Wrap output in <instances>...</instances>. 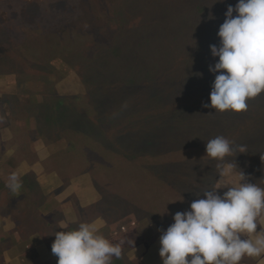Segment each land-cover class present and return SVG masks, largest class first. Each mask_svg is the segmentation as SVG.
I'll use <instances>...</instances> for the list:
<instances>
[{
	"label": "rangeland",
	"instance_id": "1",
	"mask_svg": "<svg viewBox=\"0 0 264 264\" xmlns=\"http://www.w3.org/2000/svg\"><path fill=\"white\" fill-rule=\"evenodd\" d=\"M101 1L110 3L114 0ZM141 1L146 9L156 10L160 13L161 21L158 20L160 21V24L157 29L158 40L174 41L172 47L180 45L178 47L180 53L179 55H176L174 52L160 53V58H157V48L155 46L156 41H133L126 47V57L132 59L135 72L141 74L145 72V67L149 57L151 59L150 68H152L156 62L159 65V70H156L158 72L154 75V77L159 75V80L168 72L173 73L174 79L179 82V71L184 66V62L186 60V48L190 49L193 47L195 40L198 39L199 34H201L204 30L203 24L206 25L205 33L206 36L208 33L210 43L205 45L197 59L205 61V63H202L205 64L208 71L209 65H215L219 58L212 56L210 45L219 46L220 38L217 35L215 36L214 32H218V27L224 22L228 5L235 6L238 0H224V2H219V0L218 2H216V0ZM2 13L3 14L0 15V19L4 20L5 13ZM140 14L141 13H136V16L139 19L137 23L144 22L145 20V17H139ZM234 15L236 14L234 13ZM102 20L105 22L107 27L117 26L118 24L117 22L109 21L107 19ZM29 22L32 23L33 20L30 19ZM133 22L134 19L132 18L130 22H124V25H132ZM193 26H195V29ZM192 29L195 30L194 34ZM2 30L4 31V29ZM23 31L26 32L25 29ZM7 39L8 36L5 31H0V40L7 43ZM90 46L92 45H82L81 48L76 50L77 52H81V58L83 60L80 61L84 64L83 68L89 64L85 73L93 74V78L98 82V86L92 85L91 87L94 90L98 87L100 94L103 92L102 96L100 95L101 98L97 100L95 106L91 108H82L85 111H90V119L94 123V126L89 129L90 137L84 133V130H88V128L82 124H77L74 120L67 119L62 115L55 116L52 109L53 104H47L46 106H44V104H33L27 106V103L22 100L23 94L16 91L15 87H13L14 85H17L16 78L19 80L20 75L25 74L26 70L18 67V64L15 63L13 57L8 52L5 55V59L0 58V116L4 117V121L0 123V178H2L6 187L10 174L6 173L5 170L6 165H9L14 169L16 168V170H18L17 172L20 174V179L22 181V188L20 191L24 189H31L36 184L35 177L41 190V194L37 196L38 199L33 197L31 198L35 201V203H37V208L41 204V212L39 213L41 215H39L37 211L33 214L32 223L28 228V233L23 232L18 228L22 224V221L10 211L8 199L5 201L6 193L4 192V194L0 195L3 196L2 203L5 201L3 210L1 211L0 209V213L3 214L4 212V216H6L5 218H8L6 224V226L8 225V232L11 234L17 231L21 232L19 237L23 239V243H26L29 247L26 248L25 245L24 250H15L12 249L9 244L8 247L4 246L6 247L5 249H3L1 245L0 264H35L36 262L41 264H57L58 258L53 255L51 251V246L55 240V232L71 230L72 225L75 229L81 222H91L92 217L103 218L102 216H104L105 218L107 217L110 219L114 218L115 220H120L119 217H129L134 213L140 216L136 218L137 220L143 219V221H146L144 224L150 223V221L155 217L157 219V223L160 219L161 228L153 230L154 244L148 248L146 242L144 241L135 244L130 248L129 253L126 255L127 258L139 256L140 259L138 264H163L162 258L159 255L161 247L160 230H166L167 227L174 223L173 216L176 212L188 211L190 210V204L194 200L204 198L202 192H200L199 196L197 195L200 188L211 185L215 182V178H218L215 167L217 162L211 160L210 158H197V150L194 149V145L202 144H204L203 147L206 149L205 145L207 141L215 138L216 136L222 135L235 142V144L240 145H244L245 141L239 137H256L257 140L254 142V145H252V141L250 140L247 142V153L238 154L235 158L229 157L228 159L230 161L234 159L238 164L239 169L246 174L247 178L249 177L253 181L257 180V182L261 178H264V162L261 161V155H264V114L257 113L261 108L264 111V93H262L248 101V110L243 112V115L248 117V121L242 116H237L236 113L232 111H230L227 118L224 119V117L217 115L221 113L215 111L214 108H207V116L211 120L213 126H217L218 128L210 130L209 138L207 137L205 139L204 137L194 139L189 133L182 132V128H184L182 125L189 126L193 123L191 110L183 107L182 112L185 118L183 122H178L176 124L177 135L174 134L175 138L172 137L171 134L167 135L169 139L171 138V140L174 141V143L171 144L164 152L161 162H159L158 156L157 158L147 156L145 159V168L139 165L135 167H133V165H126L124 168H120L119 170L106 172L104 176L109 177V182L107 184V193L110 195L109 199L103 200L102 195H99V193L96 192V188L94 190L95 197L93 195L91 196L90 188H87L86 186L84 187L82 193L86 194L85 202L88 203L83 202L84 200L81 198V195L83 194L81 193L79 202L77 200H72L70 202L72 203L70 212L74 211V213L68 212L70 205L69 201L64 200L66 203L63 204L58 200L66 198L64 193L66 195L70 194V190L66 189L67 186L70 183H74L80 190L81 185H84L85 183L89 182L93 184V181H90V175H81L70 178L71 180L69 184H66V181L64 180L70 175H74L80 171L79 166L77 165V160H79L83 154L81 150L73 153L69 152V150L65 148L61 150L63 145L66 144L65 142L60 146L49 147L46 149V152L41 154L39 152L47 147L49 143L59 140L60 136L64 132L69 134L67 139L77 141L79 145H81L82 141H85V137L96 141L94 142L90 140L89 144L96 145L97 142L101 143L99 142L101 141L100 127L103 129L105 124L109 125V123L113 121L111 120L113 114L112 112L117 108H123L122 104L115 102L114 100H106V94L112 92L114 86L125 85L120 82L113 85L121 79L122 74L111 67V64L106 66L98 55L84 58V56L93 50ZM0 47V50H2V48H4V44ZM153 49H155V51H152ZM76 51L72 50L71 54H78ZM8 58L10 62L8 61ZM56 64V66L54 64L53 65L58 71H53L55 74L52 78L56 76L61 77L62 80L55 82L54 89L52 88V80H49L47 85L45 83L47 88L57 91L64 97L85 95L87 90L89 91L90 85L84 83L81 73L79 74L76 69L71 70L68 73L66 68H64L65 64L57 61ZM115 65L117 66V70H120L118 64L115 63ZM194 65L197 67V64H193V66ZM193 66L191 65V67ZM42 71L48 73V65H45L43 70L39 73ZM11 78H14V80L11 81ZM190 81L191 85L193 79ZM26 82L28 83V81ZM132 84L144 86L145 80L138 79L135 82H132ZM41 85L42 88H44L43 82ZM1 87L6 89V91L1 92ZM22 88L25 92L29 89L28 87ZM44 89L39 92L45 96L46 91ZM206 104L210 105L211 102L206 101ZM251 114L257 115V119H250L253 117L249 116ZM198 118L202 119V116L198 114ZM32 120H36V123H34V121L32 122ZM206 128H209L208 124L206 125ZM133 129L134 131L132 135L137 136L140 135L146 128L143 125L137 124ZM113 130L114 128H110L111 132ZM197 133L201 136H206L205 129L198 130L196 134ZM59 150L61 151L58 152ZM54 152L58 153L50 156V154ZM200 157L202 156L200 155ZM154 165H159L157 174L162 171L161 169H168V175L164 181L161 182L157 179L152 180L149 178L148 175L152 173L150 167ZM49 171H54V173ZM198 171L208 173L209 176L214 177L213 180L208 181L207 183L204 182V180H200L202 177L199 178L197 176ZM136 173L146 175L141 176V179H145L141 196L135 195V186H128L130 185L129 180ZM155 180L156 183L154 182ZM139 183L141 184V182ZM91 187L93 186L91 185ZM226 190L227 189H221L220 194H223ZM16 196L17 195H15V197ZM117 196L122 197V203L125 206L118 208L117 203L112 202L116 200ZM91 197L93 198L92 200ZM129 198L134 199L131 200ZM181 199L183 200L179 201ZM144 201L147 202V205H145ZM76 202L79 204H76ZM62 204L66 207L64 211L60 209L62 208ZM83 204L85 206H83ZM113 205L115 207H113ZM29 208L32 210L30 203ZM78 208H80L79 215L77 213ZM8 213H11V215H8ZM70 216H79V222L77 223L75 220L69 221L68 219ZM160 217H162V219ZM165 217L167 218L164 220ZM1 218L3 220L4 217H1L0 214V221ZM166 220H168V226L164 227ZM61 222L67 223L68 229H61L59 227ZM123 224L121 222V225ZM105 228L106 225L104 223L101 231L108 239L115 237L113 242H118L120 239L126 237L110 234L105 230ZM130 229H133V227ZM146 236L149 237L148 235ZM0 241L4 242L1 238ZM44 241H48L50 246ZM44 245L48 248L50 247V253H45ZM1 250L3 251L1 252ZM142 254L143 256L141 258ZM260 259L261 258L258 259L257 264H260ZM118 260L119 261L115 264H134V262L125 258ZM245 263L246 262H244V264Z\"/></svg>",
	"mask_w": 264,
	"mask_h": 264
},
{
	"label": "trees",
	"instance_id": "2",
	"mask_svg": "<svg viewBox=\"0 0 264 264\" xmlns=\"http://www.w3.org/2000/svg\"><path fill=\"white\" fill-rule=\"evenodd\" d=\"M0 4V15L3 14L2 12L5 13L4 20L0 19V31H5L8 36L7 43L0 40V46L4 44V48L0 50V55H2L0 58L5 59V55L8 52L13 57L15 63L18 64V67L26 70L25 74L20 75L19 80L16 78L18 86L14 85L13 87H15L16 91L23 94L22 100L27 103V106L33 104H44V106L53 104L52 109L55 116L62 115L67 119L74 120L77 124H82L88 128V130H84V133L89 136V129L94 126V123L90 119V111H85L82 108L95 106L103 92L100 94L98 87L95 90L91 87L92 85L98 86V82L93 78V74L85 73L89 64L83 68L84 64L80 61L83 60L81 58V52H77L76 50L81 48L82 45H92L90 47L93 50L84 56V58L98 55L106 66L111 64V67L122 74L121 79L113 85L118 82L125 85L114 86L112 92L106 94V100H114L122 104L123 108H117L112 112L111 120L113 121L109 125L105 124L103 129L100 127L101 141L99 142L101 143L97 142L96 145L89 144L92 139L85 137V141H82L81 145H79L77 141L67 139L69 134L64 132L59 140L49 143L47 147L39 152L41 154L46 152V149L49 147L60 146L64 142L66 144L63 145L61 150L65 148L71 153L81 150L83 155L77 160L80 171L64 179L66 184L70 183V178L88 174L91 176L94 187L102 195L103 200L109 199L110 195L107 193L109 177L104 176V174L111 170L124 168L126 165H133V167L139 165L144 167L147 156L155 158L158 156L159 162H161L164 152L174 143L167 135L171 134L175 138L174 134L177 135L176 124L183 122L185 118L182 112L183 107L190 109L193 117V123L191 125H182L184 128L181 126L183 133H189L194 139H198L199 137H204L205 139L207 137L209 138L210 130L218 128L217 126H213L207 116V108L203 107L206 101H210L212 84L215 80L213 73L208 71L205 64H203L205 61L197 59L205 45L210 43L208 39L209 35L207 33L206 36L205 33V24H203L204 30H201L202 32L199 34L198 39L195 40L193 47L190 49L186 48V60L184 66L179 71V82H177L174 79L173 73L167 72L159 80V75L154 77L158 72L156 70H159V65L156 62L150 68L151 59L149 57L143 74L135 72L132 59L126 57V47L129 43L142 40L146 42L156 41L157 58H160V53L174 52L176 55L180 53L178 50L180 45L172 47L174 41L158 40L157 29L161 21L160 13L156 10L146 9L141 0H114L110 3L101 0H1ZM136 13H141L139 15L141 18L145 17L144 22L137 23L139 19ZM132 18L134 19L132 25H124V22H130ZM30 19L33 20L32 23L29 22ZM102 19L117 22L118 24L117 26L107 27ZM193 28L195 29V26ZM24 29L26 32L23 31ZM194 29H192L193 34L195 32ZM214 33L216 36L218 32ZM72 50L78 54H71ZM152 51H155V49ZM8 61L10 62L9 58ZM56 61L65 64L64 68H66L68 73L74 69L79 74L81 73L84 83L90 85V89L89 91L87 90L85 95L64 97L53 90L55 88V82L62 80L61 77L55 76L52 78L55 74L53 71H58L55 67L57 65ZM115 63L118 64L120 70H117ZM193 64H197V67L196 65L193 66ZM45 65H48L49 72L42 71L39 73ZM138 79H144L145 85L139 86L132 84V82ZM191 79L193 81L190 85ZM12 80L14 78H11ZM49 80H52L53 83L52 90L46 87ZM42 82L46 89L42 88ZM22 87H28L29 89L25 92ZM43 89L46 91L45 96L39 92ZM5 91L6 89L1 87V92ZM229 112L227 111L217 115L226 119ZM257 113L264 114V111L261 108ZM198 114L202 116V119L198 118ZM236 115L242 116L248 121V117L244 116L243 112L236 113ZM249 116H253L250 119H257V115L255 114ZM96 118L98 119L97 116ZM33 121L36 123V120ZM137 124L145 126L146 129L140 135L133 136V128ZM207 124L209 128H206ZM110 128H114V130L111 132ZM203 129H205L206 136H201L199 133L196 134L198 130ZM239 138L245 141L244 145L246 146H248L247 142L249 140L252 141V145L257 140L254 136H241ZM203 145H194V149L197 150V158H208L206 157V149ZM58 152L51 153L50 156ZM150 169L152 173L148 176L152 180L157 179L162 182L168 175L167 168L161 169L162 171L157 174L159 165L151 166ZM5 171L11 174L18 170L6 165ZM49 172L54 173V171ZM141 176L146 175L136 173L129 180L130 185L128 186H135V195L137 196H141L143 192L142 187L145 179H141ZM197 176L199 178L202 177L200 180H204L206 183L212 181L214 178L209 176L208 173L201 171L197 172ZM248 181L257 183V180L253 181L249 177ZM35 182L36 184L31 189H24L18 193H12L5 187L4 181L0 178V195L4 194V192L6 193L5 201L8 199L10 211L22 221V224L16 227L26 233H28V228L32 223L33 214L36 211L38 214L41 212V204L37 208V203L31 199L32 197L38 199L37 196L41 194L36 177ZM154 182L156 183V180ZM91 185L89 182L81 185V193L84 187L87 186V188H90L91 194ZM15 195L17 196L15 197ZM83 195H81V198L84 200L83 202L88 203L85 202L86 194ZM2 198L3 196H0L1 211L5 204V201L2 203ZM129 199L133 200L134 198ZM122 201V197L117 196L116 200L112 202L117 203L118 208H121L125 206ZM29 203L31 204L32 210L29 208ZM144 203L147 205V202L144 201ZM76 204L79 203L76 202ZM113 207L115 206L113 205ZM79 211L80 208H78V215ZM0 214L1 217H4L0 221V238L4 241H0V246L2 245V248L5 249L9 244L15 250H24L25 245L26 248H29L26 243H23V239L19 237L21 232L17 231L12 234L8 232V225L6 226L8 218H5L4 212ZM8 215H11V213H8ZM102 217L99 219L104 221L106 225L105 230L110 234L126 236L133 239L135 241L134 245L144 241L146 242L147 248L154 244L153 230L161 228L160 219L157 223L155 217L150 223L144 224L146 222L145 220L136 219L140 217L136 213L129 217H119L120 220ZM160 218L162 219V217ZM96 219L98 218L92 217V221ZM68 220H75L78 223L79 216H75L74 218L70 216ZM121 222L124 224L121 225ZM166 226H168V220L165 221L164 227ZM132 227L133 229H130ZM71 229H74L73 225ZM114 238L112 237L110 240L113 241ZM44 242L50 246L48 241ZM131 247L125 246L122 258L138 264L139 256L129 258L126 256ZM118 261V259H113L114 264ZM35 264L41 263L36 262Z\"/></svg>",
	"mask_w": 264,
	"mask_h": 264
},
{
	"label": "clouds",
	"instance_id": "3",
	"mask_svg": "<svg viewBox=\"0 0 264 264\" xmlns=\"http://www.w3.org/2000/svg\"><path fill=\"white\" fill-rule=\"evenodd\" d=\"M225 17L217 33L219 46L210 45L219 59L209 65L215 80L211 104L203 107L241 113L250 99L264 93V0H238L228 5ZM247 152L246 145L222 135L207 141L206 157L217 162L218 178L200 188L197 195L202 192L204 198L194 200L190 210L176 212L174 223L160 230L163 264H242L245 258H261L264 264V178L248 182L235 160L228 159ZM6 187L12 193L21 190L18 172L9 175ZM221 189L227 190L220 194ZM103 226L98 218L55 232L51 251L57 264H113L121 259L125 246L133 247L135 241L125 237L114 243L102 233ZM59 227L68 229V224Z\"/></svg>",
	"mask_w": 264,
	"mask_h": 264
},
{
	"label": "crops",
	"instance_id": "4",
	"mask_svg": "<svg viewBox=\"0 0 264 264\" xmlns=\"http://www.w3.org/2000/svg\"><path fill=\"white\" fill-rule=\"evenodd\" d=\"M27 131V130H26ZM25 131V132H26ZM88 174H86V176H87ZM90 177V179H91V176H89ZM90 179H88V180H90ZM90 181H92V179L90 180ZM92 186L94 187V184H92ZM93 187H91V194L95 197V187L93 188ZM66 189H69L70 190V194L69 195H66L65 193H64V195L66 196V198H62L63 200H60V199H58L59 201H60V203H66L64 200H66V201H69V203L72 201V200H77L78 202H79V197H80V194H81V192H80V190L78 189V187H77V185L76 184H72V183H70L68 186H67V188ZM96 192H98L97 190H96ZM99 193V192H98ZM100 195V194H99ZM72 198V199H71ZM62 204V210L64 211V209L66 208V207H64V205ZM93 204V203H92ZM92 204H90V205H92ZM71 205H72V203H70V205H69V208H68V212H70L71 211ZM83 206H85L84 204H83ZM87 206V205H86ZM70 209V210H69ZM70 213H74V211L73 212H70ZM72 218H74V217H72ZM259 228V227H258ZM43 243V242H42ZM36 246V245H35ZM44 249H45V253L47 252H49L50 253V250H49V248L46 246V245H44ZM37 250V249H36ZM38 252V251H37ZM259 259V258H258ZM258 259H255V258H245L243 261H242V264H244V262H246L247 264H257V262H258ZM245 263V264H246Z\"/></svg>",
	"mask_w": 264,
	"mask_h": 264
}]
</instances>
